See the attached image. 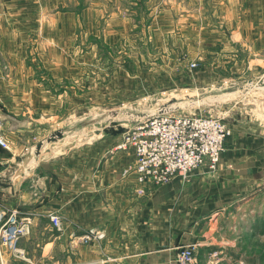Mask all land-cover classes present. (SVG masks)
<instances>
[{
  "label": "crops",
  "instance_id": "1",
  "mask_svg": "<svg viewBox=\"0 0 264 264\" xmlns=\"http://www.w3.org/2000/svg\"><path fill=\"white\" fill-rule=\"evenodd\" d=\"M184 21L193 22L194 50L210 38L218 56L211 70L248 75L249 83L254 64L264 70V0H0V122L11 148L0 147V209L17 207L35 220L0 264H176V248L191 242L200 243L196 255L204 250L198 264H223L222 248L235 242L210 243L203 229L263 188L264 118L230 124L215 170L200 166L158 186L137 182L133 150L118 147L120 128L113 136L106 125L92 138L88 132L76 150L59 140L49 156H24L35 139L72 129L75 113L83 124L89 62L99 49L91 36L113 45L139 27L157 42L179 29L189 36ZM49 213L61 216L63 230ZM90 231L103 236L83 240ZM237 258L231 264H244Z\"/></svg>",
  "mask_w": 264,
  "mask_h": 264
},
{
  "label": "rangeland",
  "instance_id": "2",
  "mask_svg": "<svg viewBox=\"0 0 264 264\" xmlns=\"http://www.w3.org/2000/svg\"><path fill=\"white\" fill-rule=\"evenodd\" d=\"M192 7L187 6L191 9ZM205 8H208V5H205ZM234 15L236 16L235 12ZM173 22H170L171 29L172 26L177 27V22ZM192 23L184 21L181 27L189 28V36L185 32V36H181L179 29L172 31L171 36L164 37L163 40L159 38L157 42H152L147 34L139 35V32H142L139 27L123 32V36L113 45H107L99 38L91 36L99 49L89 62L90 99L88 107L84 105L82 109L83 124L78 123L82 114L75 113L77 116L68 118V121L74 120L71 123L72 129L65 130L60 137L53 133L48 138L45 136L35 139L33 145L36 144L37 147L29 149L24 156H49L52 146L50 142L59 140V146H70L76 150L80 147L78 143L82 142V136L86 137L89 132V137L92 138L104 129V125L107 136H113L114 129L119 131L116 128L122 129L125 136L128 130L146 121L162 107L171 108L173 112L218 117L229 129L230 124H238L245 119H263V68L256 69L255 64L253 65L254 69L249 74V77L253 78L250 83L247 81L248 75L232 79L224 68L211 70L210 60L218 56L211 53L213 48L209 45L210 38L205 39L201 52L199 49L194 50L193 41L196 37L193 36ZM216 73L218 80L215 78ZM74 103L75 110L80 112L81 104L76 100ZM111 109H115V112L109 111ZM122 142L123 139L119 145ZM0 147L6 151L11 150L10 143L9 148ZM58 151L63 150L60 148ZM13 153L17 154L18 150H13ZM19 154L23 155L21 152ZM14 164L11 171L16 166ZM133 165L134 163L130 167L131 171ZM134 174L137 179L135 172ZM137 182L148 186L161 185L152 182L143 184L138 179ZM257 188L259 190L247 203L223 210L216 223H205L216 225L210 226L211 229L204 226L203 231L207 234L202 237L203 240L211 243L212 239L208 237H213L217 242H235L233 246L223 245L226 247L222 248L223 264H231L236 257L237 262L243 261L244 264H264V182L263 188ZM9 210L19 212L17 207H11ZM19 215L21 216L20 212ZM42 222L45 224V221ZM42 222L38 221V224ZM3 252L6 251L0 249V254ZM203 254L204 250L197 253V264L200 259L205 261ZM228 258H232V261H226Z\"/></svg>",
  "mask_w": 264,
  "mask_h": 264
},
{
  "label": "built area",
  "instance_id": "3",
  "mask_svg": "<svg viewBox=\"0 0 264 264\" xmlns=\"http://www.w3.org/2000/svg\"><path fill=\"white\" fill-rule=\"evenodd\" d=\"M230 134L228 125L218 117H205L173 112L162 107L146 121L128 130L119 147H130L135 155L132 170L140 183L163 184L174 176L189 177L192 170L206 166L215 170L225 151ZM0 146L9 148L0 122ZM50 223L57 231L63 230L61 216L49 213ZM35 223L31 215H19L16 210L0 209V249L16 251L17 241L31 234ZM102 234L90 231L83 240ZM200 243L191 242L176 248V264H197L196 251ZM213 260V259H212ZM217 260L207 264H216Z\"/></svg>",
  "mask_w": 264,
  "mask_h": 264
},
{
  "label": "water",
  "instance_id": "4",
  "mask_svg": "<svg viewBox=\"0 0 264 264\" xmlns=\"http://www.w3.org/2000/svg\"><path fill=\"white\" fill-rule=\"evenodd\" d=\"M56 135L60 137L61 136V133L60 132H57Z\"/></svg>",
  "mask_w": 264,
  "mask_h": 264
}]
</instances>
